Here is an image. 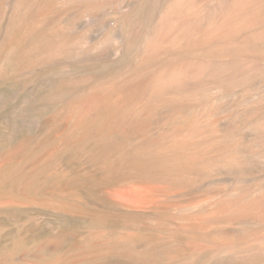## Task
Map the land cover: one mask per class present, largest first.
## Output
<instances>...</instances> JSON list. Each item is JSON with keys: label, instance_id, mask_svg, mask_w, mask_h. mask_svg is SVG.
Listing matches in <instances>:
<instances>
[{"label": "rangeland", "instance_id": "374dc122", "mask_svg": "<svg viewBox=\"0 0 264 264\" xmlns=\"http://www.w3.org/2000/svg\"><path fill=\"white\" fill-rule=\"evenodd\" d=\"M51 1L0 0V264H264V0ZM81 142L124 210L37 180Z\"/></svg>", "mask_w": 264, "mask_h": 264}, {"label": "water", "instance_id": "95a60500", "mask_svg": "<svg viewBox=\"0 0 264 264\" xmlns=\"http://www.w3.org/2000/svg\"><path fill=\"white\" fill-rule=\"evenodd\" d=\"M74 127L72 125L71 129L73 130ZM100 156L105 158L104 163L101 165L95 162L96 158ZM66 157L69 161L66 169L61 168L58 164L52 165V167L40 173L37 180H40L42 184L46 180L48 188L52 189L59 197L61 196L65 203L72 206L70 210H65L67 213L75 214L76 210L81 212L87 204H93L101 208L124 210L119 204L107 199L104 193L99 191L103 172H120L108 170L110 167H117L118 165V161L112 158V153L106 152L103 146L96 147L95 143L83 144L81 142L76 147L75 153L73 152ZM122 176V179H127L124 174ZM64 181L69 187L64 186L65 189L59 190L58 184H63Z\"/></svg>", "mask_w": 264, "mask_h": 264}, {"label": "bare ground", "instance_id": "6f19581e", "mask_svg": "<svg viewBox=\"0 0 264 264\" xmlns=\"http://www.w3.org/2000/svg\"><path fill=\"white\" fill-rule=\"evenodd\" d=\"M244 1V0H243ZM240 2V1H239ZM45 8L47 9V11H51L52 9H54V0L53 1H51V2H49V6L48 5H46L45 6ZM103 159V158H102ZM105 160V159H104ZM129 162V161H128ZM119 167V166H118ZM118 167H112V168H109L108 170H110V171H118ZM61 181H63V180H61ZM64 186L65 187H69V186H67V183L64 181ZM54 185V184H53ZM56 187H57V185H56ZM52 190V189H51ZM0 191H2V190H0ZM53 191V190H52ZM3 193V192H2ZM4 194V193H3ZM3 194H0V198H3ZM106 197V196H105ZM7 198V197H6ZM107 198V197H106ZM71 254V253H70Z\"/></svg>", "mask_w": 264, "mask_h": 264}]
</instances>
